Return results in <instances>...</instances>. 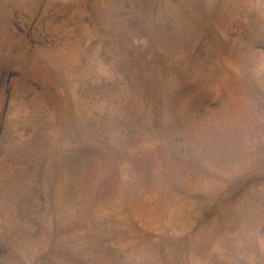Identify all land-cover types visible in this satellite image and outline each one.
Listing matches in <instances>:
<instances>
[{"label":"rangeland","instance_id":"374dc122","mask_svg":"<svg viewBox=\"0 0 264 264\" xmlns=\"http://www.w3.org/2000/svg\"><path fill=\"white\" fill-rule=\"evenodd\" d=\"M0 264H264V0H0Z\"/></svg>","mask_w":264,"mask_h":264}]
</instances>
